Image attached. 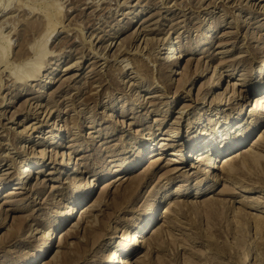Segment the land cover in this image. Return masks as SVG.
Wrapping results in <instances>:
<instances>
[{
	"label": "rangeland",
	"instance_id": "1",
	"mask_svg": "<svg viewBox=\"0 0 264 264\" xmlns=\"http://www.w3.org/2000/svg\"><path fill=\"white\" fill-rule=\"evenodd\" d=\"M52 21L57 26L42 48L51 52L43 76L14 82L22 74L14 57L29 50L34 61ZM209 28L214 31L204 43ZM171 43L173 62L165 53ZM263 52L264 0H0V264L36 262L31 244L22 242L28 232L36 236L34 245L49 244L39 262L59 264L62 252L74 258L82 248L86 258L70 264H102L112 251L121 254L123 243L135 248L134 227L154 201L162 208L147 233L152 239L160 231L164 243L157 248L150 240L132 250L133 264H264V102L256 103L264 97ZM218 74L224 81L210 89ZM246 121L252 131H240L241 147L263 138L251 151L260 160L243 186L219 170L218 182L202 184L189 178L194 161L169 160L180 159L169 154L195 137L198 146L215 140L213 124L220 122L222 138ZM147 148L162 154L151 168L155 176L121 208L119 183L133 174L117 170ZM34 160L27 167L34 177L19 185L25 168L20 176L17 168ZM169 169L174 174L159 180ZM79 181L91 185L89 193L53 231ZM228 185L239 194L226 191ZM15 186L22 187L19 195L4 197ZM201 190L206 193L194 196ZM184 192L189 195L180 197ZM15 227L22 228L16 237Z\"/></svg>",
	"mask_w": 264,
	"mask_h": 264
},
{
	"label": "bare ground",
	"instance_id": "2",
	"mask_svg": "<svg viewBox=\"0 0 264 264\" xmlns=\"http://www.w3.org/2000/svg\"><path fill=\"white\" fill-rule=\"evenodd\" d=\"M63 3V2H62ZM59 4V3H58ZM48 16V15H47ZM51 17V16H50ZM50 17H47V18H50ZM52 19V17H51ZM50 19V20H51ZM48 20V19H47ZM40 21V20H39ZM2 22V21H1ZM50 22V21H49ZM42 25V24H41ZM40 25V26H41ZM44 25V24H43ZM46 25V23H45ZM49 26H51V28L48 29V26L47 27V31H44L45 33L43 34L42 36V41L39 45V51L37 50L36 52V49L34 51L35 55L37 56V58L33 61L31 60L29 57L30 55L28 56V53L30 52L29 50L26 51H22V52H19L17 54V57H14V59L16 61H19V65L22 67L21 68V72L22 74H17L16 72V77H15V81L16 83H25L27 84L28 81H36L38 80V78L40 76H43L41 75V68L43 67V65H46L47 63L44 62L43 60L45 59V57L47 55H49L48 52L50 51H47V50H42V48L44 49V46H45V43L47 44V42L49 41V39L51 38V36L53 35V33L55 32V29H56V26H57V23L54 24V22L52 21L51 23H49ZM2 28V27H1ZM45 28V27H44ZM32 29V28H31ZM37 31H38V28H37ZM212 31H214L213 28H209V30L207 32H205L202 36H203V39H202V42H207L210 38V35L209 33H211ZM36 33V32H35ZM28 34V33H27ZM29 40V39H28ZM36 42V41H35ZM163 43V42H162ZM168 43V42H167ZM174 43V42H172ZM170 44L169 45V49L165 50V53L167 54V61L169 62H173L174 61V57H172V53H174L176 51V47L173 46V44ZM36 44V43H35ZM161 44V43H160ZM23 45V44H22ZM162 45V44H161ZM168 45V44H167ZM32 46V45H31ZM34 48V47H33ZM156 48V47H155ZM22 49V48H21ZM20 49V50H21ZM41 49V50H40ZM193 51V50H192ZM51 53V52H50ZM197 53V52H195ZM264 53V52H263ZM95 54V53H94ZM15 55V54H14ZM171 55V56H170ZM51 58V57H50ZM103 58V57H102ZM2 60V58H0ZM192 59V58H191ZM189 60V59H188ZM1 62V61H0ZM176 63V62H175ZM188 63V62H187ZM192 63V62H190ZM30 65L29 67H26L27 65ZM178 64V63H177ZM146 66V65H145ZM59 67V66H58ZM143 67V68H142ZM187 67V66H186ZM121 68V67H120ZM136 68V67H135ZM140 68V67H139ZM142 69H144V66L142 65L141 66ZM140 68V69H141ZM188 68V67H187ZM12 69V68H11ZM190 69V65H189V68ZM66 70V69H65ZM139 70V69H138ZM146 70V69H145ZM186 70V69H185ZM168 71V70H167ZM38 72V73H36ZM143 72V71H142ZM154 72V71H153ZM12 73V71H11ZM10 73V74H11ZM159 74V73H158ZM165 74V71L164 72H161L160 71V76L163 77ZM154 75V73H153ZM168 76V75H167ZM183 77V76H182ZM14 78V76H13ZM153 78V77H152ZM168 78V77H167ZM217 78V81L216 83H213L210 85V89H212L215 85H218L220 86L222 84V82L224 81V77L221 75V74H218L216 76ZM154 79V78H153ZM162 79V78H161ZM163 80V79H162ZM55 81V80H54ZM163 82V81H162ZM15 83V84H16ZM48 83H51V80L48 81ZM181 83V82H180ZM259 83H264V78L262 79V81L260 80ZM169 85V84H168ZM185 85V84H184ZM183 85V86H184ZM167 86V85H166ZM171 86V84H170ZM186 86V85H185ZM161 88V87H160ZM168 89V87H167ZM170 89V87H169ZM166 91V90H165ZM251 92V91H249ZM253 92H254V89H253ZM41 93V92H40ZM239 93H245V90L242 91L240 90ZM264 95V94H263ZM239 96V94H238ZM242 97V96H240ZM217 98H222V100L224 99L223 95H220L219 97ZM243 99V98H242ZM221 100V99H220ZM230 101V100H229ZM228 101V102H229ZM264 102V97L259 99V100H256V103L258 105H261L263 104ZM142 105V104H141ZM148 105V104H147ZM257 106V105H256ZM258 107V106H257ZM263 109V108H262ZM239 112V111H238ZM220 118V117H219ZM212 120H209V123L211 122ZM221 121V120H220ZM260 121V119L258 120ZM258 121L255 124H258ZM243 122V121H242ZM229 123V122H228ZM249 122L246 121V123L244 122V124L242 126H239L236 128V130H233L232 131V128L226 133V134H223V137L221 138L220 136H217V134L219 133L217 130L220 129V122L216 123V124H213L214 126V129H213V134H214V139L215 140H211L213 138H211L209 141H207L206 143L204 142L203 145L201 146H198V143H196V140H198L197 137H195L189 144H187V146H185L184 149H182V152L180 153H176V151H172L169 155L170 156H180L181 155V158L180 159H174V158H169V160L173 161L174 163H185L189 160L191 161H194L195 163H193V165L191 166L195 171H194V175H192L191 177L189 178H192V179H201V183L202 184H208L207 182L208 181H216L218 182V180H220L219 177L215 176V171L219 170L221 171V173L223 174V176H225L226 178L228 179H232V180H236V183H241V186H243L244 183V180L248 179V175H250L247 170L249 168H251L254 164H256L257 162H259V158H256L252 155V152L253 151V148H257L259 145H260V142L262 141V138H263V135H260L256 140H254L253 143H251V147L249 146H242V140L244 138L241 139L242 135H243V130H245V133L248 134L250 133V131H252V128L250 127H245V125H247ZM252 122H250L251 124ZM76 123H74L75 125ZM78 125V124H76ZM216 125H217V128H216ZM247 128V129H245ZM228 129V128H227ZM240 131H242L243 133H240ZM221 132V131H220ZM235 134V136H233ZM220 135V134H219ZM199 137V136H198ZM220 137V138H219ZM237 138L236 140L232 141L231 139L232 138ZM248 138V135L246 136ZM245 137V139H246ZM165 138V137H164ZM164 138H160V140H166ZM168 138V137H167ZM208 138V137H207ZM169 139V138H168ZM254 139V138H253ZM252 139V140H253ZM213 141H216V144L217 146L213 143ZM231 141V142H230ZM241 141V142H240ZM59 143V142H58ZM221 145V146H220ZM216 146V147H215ZM143 148V147H142ZM162 148V147H161ZM221 148V149H220ZM179 149V148H178ZM149 149H144V150H138L139 152H135L132 154L131 158L133 156L134 159L133 160H128L125 162V164L121 165L120 168L117 170V171H120V174H125V175H128V174H133L132 177H128V178H125V175L119 177L118 179H124L125 180L123 182L126 183V185H124L123 183H119V186L121 187L120 189H123V194L121 195V199H123V203L120 205L121 208H126L128 209L129 205L132 204V202L134 200L137 199V197L139 196V188L141 186H143L144 183H146L148 180H150V178L154 177V172L151 170L152 167H154L155 165H157V163L162 159V157H160L162 154L161 152H154V150L152 152L148 151ZM221 150L220 154H216L218 153L217 151ZM137 151V150H136ZM194 152L192 155L191 153ZM145 153V154H144ZM153 154V157L150 158V160L148 161V163L146 165H144V167L140 168V169H133L136 167H138V165H140V163L146 158L148 157V155ZM43 154V153H42ZM221 154H224V156L219 159V156ZM43 156V155H42ZM40 158V157H39ZM125 161V160H124ZM261 163L263 161H260ZM33 163H38V161H29L24 167L21 166V168H17V173L19 172V176H20V172L23 170V175L21 176V179L19 180V185H24V184H29L32 180V178L34 177V173L36 172L35 170H29V168H27L29 166V164H33ZM261 163H259L261 165ZM197 164V165H196ZM196 165V166H195ZM200 165V166H198ZM205 165V169H202V167H204ZM264 165V163H263ZM66 166V162L65 164L62 165V167H60L59 169V174L63 173L62 169ZM155 168V167H154ZM254 168V167H252ZM264 168V166H263ZM162 169V168H161ZM176 170V169H175ZM115 171V172H117ZM173 170L169 169V170H166L164 171L162 174H160V176L158 177L159 180L161 179H165V178H169L170 176H172L174 174V172H172ZM264 171V170H263ZM250 172V170H249ZM215 173V174H214ZM22 174V172H21ZM252 175V174H251ZM118 176V175H117ZM27 177H29L28 181H26ZM106 176H104L105 178ZM251 177V176H250ZM250 179V178H249ZM259 179V178H258ZM80 180V179H79ZM262 179H260L259 181H261ZM258 181V180H256ZM258 181L259 184H261L260 182ZM87 182V181H86ZM116 182V181H115ZM262 182V181H261ZM87 184V183H86ZM85 183L79 181L77 183L74 184V186L72 187V189L69 191V193L67 194L68 196V199H69V203L71 204L70 206H66L67 210L63 213V216L61 217V219H57V221H55V225H54V228H53V231L55 230H59L60 228L62 229V222L64 221L65 218H69L73 215L74 213V210H75V206L72 205V204H79L81 203V200L83 199V197H85V195H87L91 189V185H89L87 188H85ZM160 183H158L159 185ZM17 185V184H16ZM124 185V186H123ZM247 185V184H246ZM250 185V184H249ZM262 185V184H261ZM260 185V186H261ZM7 186V185H6ZM107 187V185H106ZM118 187V185H117ZM203 187V186H202ZM227 187V188H226ZM225 190L226 191H233L234 188L231 187V186H226ZM234 187H237V186H234ZM253 187V186H252ZM22 187H13V188H10L9 190H5V192H7V194L4 196L6 198H9V197H14V196H17L19 195V192H16L17 190L21 189ZM104 189V188H103ZM116 189V188H115ZM119 189V190H120ZM240 189V188H239ZM106 190V189H104ZM118 190V189H117ZM115 190V191H117ZM204 190V189H203ZM203 190L197 192L194 196H201L203 195L204 193H206V190L203 192ZM15 191V192H14ZM223 191V190H222ZM225 191V192H226ZM235 191V190H234ZM233 191V192H234ZM246 191V190H245ZM117 193V192H116ZM224 192H222L223 194ZM229 193V192H228ZM235 194H239V192H234ZM233 193V194H234ZM244 193V192H243ZM108 194V193H107ZM115 194V193H114ZM119 195V193L117 194ZM116 195V198H118ZM119 195V196H120ZM181 195L180 197L182 196H188V192H184L183 194H179ZM102 196V195H101ZM100 196V197H101ZM160 198V197H159ZM101 199V198H100ZM117 200H120V199H116ZM103 201V200H102ZM120 202V201H119ZM177 202V201H176ZM118 203V201H117ZM157 202H153L151 205H149V209H147V212L145 213V218L141 221V223L137 226H135L134 228L137 229L139 235L136 237V240L133 241V245H135V248L137 247H144L145 244H147L148 242H150V240L154 241L157 245V248L158 246L160 247L163 243H162V239L160 238L161 237V232L160 231H157V229H155L157 232L155 233L154 230L152 231V233L154 234L153 235V238L151 239L149 235H151L149 232L147 233V230L148 228L153 225L157 219H158V215H159V211L161 210L158 209L159 206H160V201L156 204ZM124 206V207H123ZM65 207V206H64ZM115 208V207H114ZM118 208V206L116 207V209ZM119 209V208H118ZM125 209L124 213L128 212L127 210ZM159 210V211H158ZM61 211V210H60ZM59 211V212H60ZM63 211V210H62ZM61 214V212L59 213V215ZM113 215V214H112ZM110 216V215H109ZM58 218V217H57ZM83 218V217H82ZM81 218V219H82ZM264 218V217H263ZM55 219V218H54ZM154 219V220H153ZM153 220V221H152ZM5 221V220H4ZM18 221V220H17ZM21 222V221H19ZM23 222L22 223H18L16 222V226L19 224H22L23 225ZM101 223V222H100ZM261 223V222H260ZM81 224L80 222H78V227H81ZM21 225V226H22ZM15 226V225H14ZM15 227V229H13L14 231V236L17 234L19 235V231L22 229L21 227ZM12 230V229H11ZM160 230V229H159ZM12 231V232H13ZM51 231V230H50ZM52 233V232H51ZM70 233V232H69ZM127 234V233H126ZM53 235V234H52ZM66 235V234H65ZM130 236L132 234H129ZM127 235V236H129ZM13 236V235H12ZM13 236V237H14ZM68 236V235H66ZM101 236V235H100ZM16 237V236H15ZM65 237V236H64ZM98 237V236H97ZM66 238V237H65ZM68 238V237H67ZM100 238V237H98ZM130 238V237H129ZM135 238V236H134ZM161 239V240H160ZM34 240H36V236L31 232V233H27V235L22 239V242H25L26 244H31V248H32V251H33V254H32V258L35 259V263L34 264H57L56 263V259L55 261H46V260H42L41 262H39V257H41L42 255H44V251L48 248L49 244L48 243H39V244H35L34 245ZM51 241V240H50ZM97 241V240H96ZM95 239H94V242L96 243ZM41 242V241H40ZM89 242V241H88ZM50 243V242H49ZM150 244V243H149ZM3 245V244H1ZM63 244H61L62 246ZM132 245H124L121 244V248L123 249L121 254L119 253L118 254V250L116 251H112V253H109V257H107V259H105L104 261V258H103V263L102 264H115V262H117V264H133L131 258H130V255H132V250L134 249H131ZM85 249V248H84ZM91 250V249H90ZM76 252H78L80 255L77 256L75 253L76 256H74V258L71 257L70 254H66L65 252H62V254L60 255V258H57V262H59V264H70L71 262H73L72 260H75V262H79L83 259L86 258V252H88V250H84L82 251V248L80 249H76L75 250ZM124 254L126 256H124ZM137 254V253H136ZM59 256V255H58ZM136 256V255H135ZM39 260V261H38ZM71 261V262H70ZM70 262V263H69ZM73 262V263H75ZM31 263V261H27L23 264H29Z\"/></svg>",
	"mask_w": 264,
	"mask_h": 264
}]
</instances>
